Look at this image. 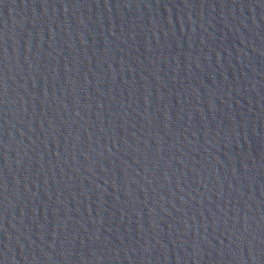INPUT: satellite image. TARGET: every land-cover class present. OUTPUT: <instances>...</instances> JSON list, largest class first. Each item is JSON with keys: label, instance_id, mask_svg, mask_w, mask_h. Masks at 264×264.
I'll use <instances>...</instances> for the list:
<instances>
[{"label": "water", "instance_id": "water-1", "mask_svg": "<svg viewBox=\"0 0 264 264\" xmlns=\"http://www.w3.org/2000/svg\"><path fill=\"white\" fill-rule=\"evenodd\" d=\"M0 264H264V0H0Z\"/></svg>", "mask_w": 264, "mask_h": 264}]
</instances>
